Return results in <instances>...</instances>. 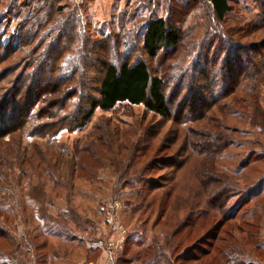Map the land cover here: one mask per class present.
Masks as SVG:
<instances>
[{"label":"rangeland","instance_id":"rangeland-1","mask_svg":"<svg viewBox=\"0 0 264 264\" xmlns=\"http://www.w3.org/2000/svg\"><path fill=\"white\" fill-rule=\"evenodd\" d=\"M176 1L0 0V264H150L153 244L160 264H183L176 259L200 256L205 242L217 252L192 264H264V0H233L224 21L209 0L197 11ZM152 18L180 23L179 52L148 58ZM19 41L27 44L12 52ZM124 61L163 79L171 117L122 104L80 125L104 65ZM46 84L55 87L48 97L28 99V87ZM190 129L231 142L216 167L236 192L215 227H197L174 252L167 215L147 206L171 189ZM84 144L95 150L78 155ZM133 181L144 193L152 181L144 201Z\"/></svg>","mask_w":264,"mask_h":264},{"label":"trees","instance_id":"trees-1","mask_svg":"<svg viewBox=\"0 0 264 264\" xmlns=\"http://www.w3.org/2000/svg\"><path fill=\"white\" fill-rule=\"evenodd\" d=\"M172 1L178 3L176 0ZM232 1L233 0H209L208 2L215 17L219 21H224L227 15L233 11ZM185 4V6H192L194 11L201 10L199 5L202 3H200L199 0H186ZM179 25L180 23L173 24L164 18H152L148 20L143 26V49L149 59L158 57L161 52L176 53L179 52L180 48L182 49V31ZM17 43L13 51L11 48H8V50L17 52L18 50H22V47L24 48V45L27 44H23L21 41ZM262 67L257 69L254 68L253 71L247 72V76H253V73H259L262 71L260 70ZM203 81L208 82V76L207 78H203ZM52 85L53 84H46L40 87H28V99H34V103H39L38 94L48 97L49 93L55 89L54 85ZM163 89V79L159 76L152 75L150 69L143 61L133 64L124 61L119 65H104V71L99 82V100L90 101L89 111L81 117L80 125L87 123L97 109L110 111L122 104H127L129 106L143 105L149 113L163 119H169L171 117V109ZM20 90L19 88L16 92L18 93ZM63 94L65 95L66 92L62 91L58 96L62 97ZM6 96L8 98V95ZM36 111L38 115H43L41 119L48 115V109L36 108ZM1 112L5 113L3 110ZM201 119H205V116H201L196 121H201ZM185 132L182 147L175 152L178 153V157L183 159V162L178 164L173 174L174 177L170 182L171 189H169V192H167L161 200L153 196L151 204L147 206L149 212L151 214L156 213L157 217L160 215H167L163 233L167 235V245H169L174 252L179 249L183 237L187 239L190 238L197 227L201 229L207 225L214 226L218 216H225L227 205L230 199L233 198V193L236 192L231 186L232 183L229 182L228 177L218 174L216 167L218 155H220L223 149L229 147L231 142L226 138L218 137L212 132L205 134V139L202 141L198 138V135L203 132H197L192 129ZM81 143L79 144L81 145ZM91 146L95 150V145L91 144ZM90 149L88 145L84 144L81 151L77 154L80 155L88 151H94ZM203 153L205 154L203 155ZM190 171L191 175H188ZM202 171L204 174H202ZM189 176H194V178H191L193 183L189 180ZM196 181L199 184H201V182L203 183L201 186L207 189L202 188L204 193L200 192L201 188L199 184L198 187L195 188L194 184ZM138 183L140 184L141 182ZM138 183L133 181L132 185L134 184L139 188H136L135 192L132 190V192L136 194L138 201L141 202V200L144 201L148 196L152 187V181L147 182V185L151 186L146 193H144V189H146L144 184L141 183L139 186ZM127 185H129V183H127ZM151 190H153V188ZM181 211L186 212L187 219L193 218L195 220H192L193 222H191V224L186 222L187 219L183 223L178 221ZM229 221L230 219L226 217L220 226L216 227L217 230L222 229ZM213 239L216 241L218 238L216 236L214 238L213 236L212 240ZM205 243H202V245L208 247V251H201L200 256L197 254L191 257L181 255L176 260L183 264H192L200 262L212 255L210 249L216 250L217 252L216 247L214 249V243ZM150 251H154L152 256L150 254L152 262H150V264H160V258L163 256L160 255L158 244L150 245ZM165 262L166 260L163 262L161 261V264H171V261ZM175 263L176 261L174 264Z\"/></svg>","mask_w":264,"mask_h":264}]
</instances>
